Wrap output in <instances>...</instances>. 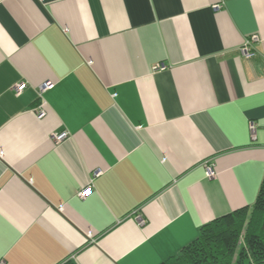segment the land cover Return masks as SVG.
Listing matches in <instances>:
<instances>
[{"label":"crops","instance_id":"obj_1","mask_svg":"<svg viewBox=\"0 0 264 264\" xmlns=\"http://www.w3.org/2000/svg\"><path fill=\"white\" fill-rule=\"evenodd\" d=\"M263 178L264 0H0V264H162Z\"/></svg>","mask_w":264,"mask_h":264},{"label":"trees","instance_id":"obj_2","mask_svg":"<svg viewBox=\"0 0 264 264\" xmlns=\"http://www.w3.org/2000/svg\"><path fill=\"white\" fill-rule=\"evenodd\" d=\"M162 264H264V178L252 209L207 223L195 240Z\"/></svg>","mask_w":264,"mask_h":264},{"label":"built area","instance_id":"obj_3","mask_svg":"<svg viewBox=\"0 0 264 264\" xmlns=\"http://www.w3.org/2000/svg\"><path fill=\"white\" fill-rule=\"evenodd\" d=\"M217 8H220V5H218ZM257 40H258V36H256V35H254V36L250 37L249 39H247V41L244 43V46L241 48V52H242V55L244 57H246L248 59H251V58H254L256 56V52L253 50L252 44H253V42H255ZM165 68H166V65H164V64H161L158 67V69H161V70H164ZM51 87H52V83L51 82L42 83L39 86L40 96L42 97L43 93L46 92ZM14 88H15L16 93L19 95L26 88V83L25 82L18 83ZM37 113H38V115H40V117H42V116H44L46 114V111H45V109L43 108L42 105L37 109ZM250 129H251L252 133L255 134V131H256L255 123L251 124ZM68 137H69V133L68 132H62V133L53 135V139L55 141H57V142L64 141ZM209 172H210V174H213V172L210 169H209ZM99 174H100V172L96 173V175H99ZM91 191H92V186L86 187L82 191V196L88 195Z\"/></svg>","mask_w":264,"mask_h":264},{"label":"rangeland","instance_id":"obj_4","mask_svg":"<svg viewBox=\"0 0 264 264\" xmlns=\"http://www.w3.org/2000/svg\"><path fill=\"white\" fill-rule=\"evenodd\" d=\"M253 207V206H252ZM252 207H251V209H252Z\"/></svg>","mask_w":264,"mask_h":264}]
</instances>
